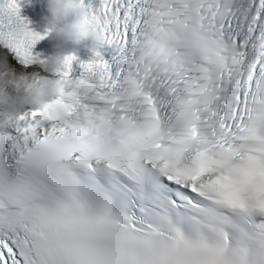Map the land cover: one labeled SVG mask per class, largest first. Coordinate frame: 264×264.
Listing matches in <instances>:
<instances>
[{
    "label": "snow or ice",
    "instance_id": "1",
    "mask_svg": "<svg viewBox=\"0 0 264 264\" xmlns=\"http://www.w3.org/2000/svg\"><path fill=\"white\" fill-rule=\"evenodd\" d=\"M118 56L0 128V264H264V0H90ZM25 62L44 36L6 0Z\"/></svg>",
    "mask_w": 264,
    "mask_h": 264
},
{
    "label": "clouds",
    "instance_id": "2",
    "mask_svg": "<svg viewBox=\"0 0 264 264\" xmlns=\"http://www.w3.org/2000/svg\"><path fill=\"white\" fill-rule=\"evenodd\" d=\"M52 25L63 21V26L55 31L56 39H65L74 43L88 40L94 49L99 50L105 44L104 33L92 19L88 3L85 0H47ZM70 16L75 18L68 20ZM63 51H58L47 65L52 74L49 77L36 79L17 74L11 69L7 59L0 60V128L14 127L19 115L33 106H46L51 98L64 93V82L54 74L65 62ZM6 89H11L9 93Z\"/></svg>",
    "mask_w": 264,
    "mask_h": 264
},
{
    "label": "bare ground",
    "instance_id": "3",
    "mask_svg": "<svg viewBox=\"0 0 264 264\" xmlns=\"http://www.w3.org/2000/svg\"><path fill=\"white\" fill-rule=\"evenodd\" d=\"M2 58H6L13 67H16L17 68V65L14 64V62H13L12 59H10L5 54H3L2 52H0V59H2ZM25 75L31 76L32 75V72H29V71L25 70Z\"/></svg>",
    "mask_w": 264,
    "mask_h": 264
}]
</instances>
